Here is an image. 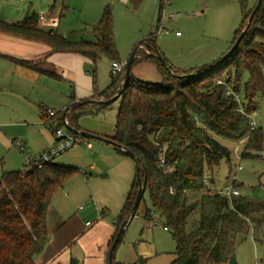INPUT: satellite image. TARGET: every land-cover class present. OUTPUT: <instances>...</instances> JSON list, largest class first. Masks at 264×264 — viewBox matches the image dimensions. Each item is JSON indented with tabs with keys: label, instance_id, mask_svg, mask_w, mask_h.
I'll use <instances>...</instances> for the list:
<instances>
[{
	"label": "trees",
	"instance_id": "obj_1",
	"mask_svg": "<svg viewBox=\"0 0 264 264\" xmlns=\"http://www.w3.org/2000/svg\"><path fill=\"white\" fill-rule=\"evenodd\" d=\"M242 7L247 10L248 0H242ZM253 9L247 14L248 22ZM37 22L38 15L34 13L20 24L0 20V34L44 43L54 52L81 54L94 63L101 55L120 62L109 6L91 29L96 42H71L55 30L38 28ZM244 27L243 20L235 42ZM245 29L238 47L219 64L222 58L190 71L177 70L169 64L177 76L153 56L158 47L156 33H152L139 45L149 51L143 54L142 61L156 65L160 82L141 81L131 70L118 99L111 139L135 154L138 169L119 215L118 231L131 213L140 180L145 181L140 203H144V219L151 221L153 214L163 219L176 244L171 264H228L239 241L250 234L264 245V200L241 191L228 198L221 193L223 189L215 188L216 170L222 162L230 164L232 160V151L220 138L243 144L242 158H257L250 152L264 150L263 129H251L252 115L264 99V43L259 41L264 39V0ZM17 62L43 71L38 63ZM121 77H114L101 95L107 99L116 95ZM230 89L231 94H227ZM237 95L243 98L238 101ZM111 104L99 105L98 110ZM89 113L93 111L79 105L69 113L68 122L78 129V119ZM121 148L118 151L124 153ZM78 173L77 167L49 163L41 167L26 165L23 170L2 174L0 264H35L50 241L47 215L53 198ZM228 185L240 190L235 181ZM197 213L195 224L192 217ZM70 264L80 263L71 259Z\"/></svg>",
	"mask_w": 264,
	"mask_h": 264
},
{
	"label": "crops",
	"instance_id": "obj_2",
	"mask_svg": "<svg viewBox=\"0 0 264 264\" xmlns=\"http://www.w3.org/2000/svg\"><path fill=\"white\" fill-rule=\"evenodd\" d=\"M20 1L24 2L25 0ZM122 1L138 11L142 9L146 0ZM55 7H52L47 14H39L29 8L24 19L28 14H37L38 28L45 31L55 30L62 35L58 31L60 17L65 15L64 12L68 10V7L63 5L59 13ZM102 7L100 6L96 10L88 24L95 26L101 20L106 8ZM40 17L45 19L43 25L39 23ZM24 19L20 22L11 23L0 18V20L10 24H20ZM62 36L71 42L80 41V39H70L66 34ZM177 37H180V35H177ZM17 61L38 63L43 71L28 68ZM92 65H96V63L81 54L54 52L50 46L44 43L18 36L0 34V174L23 170L27 165V155L34 158L55 145L56 137L53 130L48 125L40 122L42 118H40L41 110L44 107L61 112L68 109L76 111L80 105L86 110L93 111V113L84 114L78 119L77 130L107 139L113 137L114 126H110L111 128L101 127L100 125L89 124L86 121L88 116L98 115L104 109L98 110L99 105L84 103L94 100H108L101 93L114 80V77L110 75L109 82L101 84L97 78V67L95 69ZM170 65L172 66V64ZM117 101L119 102V100ZM256 114L257 112L254 113V116ZM17 139H20V141H16ZM17 142L24 148L23 151L16 145ZM98 142L102 143V141ZM103 143L113 146L110 143ZM104 146L98 143L92 147L89 144L87 147V149H90L89 152L78 150L72 154L71 160L73 163L78 165V163L84 161L83 167H77L80 173L70 178L53 198L47 215L50 241L45 250L39 255L40 257L35 260V264H70L71 259L77 260L80 264H109V254L118 233V219L125 201L120 206L116 204L114 211L107 207H105V210H101L95 203V190L89 184L99 178L107 179L112 175L119 177L125 171L123 165L129 164L125 160L131 157L125 152H119L116 146H113V149L119 155L111 151L112 147ZM84 187L90 189L92 205L85 213L70 212L66 203L69 198L76 197L84 200L88 198L84 195ZM143 214L144 210L140 212L138 209L134 219L126 228L113 252V264H144L165 254L162 243L164 238L162 236L170 233L169 229H166L163 219L158 214L156 220L153 221L152 219V226H150L151 221L145 220ZM137 217L142 218L145 223L143 230L140 232L141 239L135 243L126 239L124 247L121 248L120 243L124 235ZM157 225H160V227ZM76 246L78 247L77 250L80 251L79 253L76 250L73 252V248L76 249ZM174 253L175 251L170 255V264L175 258Z\"/></svg>",
	"mask_w": 264,
	"mask_h": 264
},
{
	"label": "rangeland",
	"instance_id": "obj_3",
	"mask_svg": "<svg viewBox=\"0 0 264 264\" xmlns=\"http://www.w3.org/2000/svg\"><path fill=\"white\" fill-rule=\"evenodd\" d=\"M256 3L257 0H248V8L243 11L242 0H173L169 3H167V0H146L142 9L137 11L127 6L122 0H25L24 2L20 0H0V18L16 23L24 19L29 8L33 12L47 14L52 7L56 6L55 8L59 13L64 5L68 7V10L64 12L65 15L60 17L59 33L66 34L70 39L81 40V38H84L87 41L96 42L97 39L91 32L94 25L92 26L88 22L100 6H103L102 8L109 6L114 18V38L121 63L126 64L139 43L149 39L152 33H157L158 29L161 28L162 34L156 36V45L163 57L169 64L181 71H190L218 61L227 55L234 45L236 34L241 28L243 20L245 30L248 23L247 14L255 8ZM171 15H174L173 20L170 19ZM166 31L169 33L166 34ZM177 32L180 33V37H177ZM259 41L264 43V39ZM147 51L145 46L139 48L132 73L141 81L159 83L161 77L156 66L150 62L142 61L143 54H149ZM111 64L112 61L103 55L100 56L96 65H92L95 69L97 67V78L101 84L109 82ZM247 75L246 73L244 79H247ZM122 77L120 85L123 83ZM230 91L232 92L231 89ZM236 97L238 101L243 98L242 95ZM118 106L119 102L115 101L108 108L99 112L98 115L88 116L87 123L100 125L101 127L106 126L107 128H111L110 126L115 127ZM252 116L253 122L259 127L261 125L264 131V99L260 101L256 116L254 114ZM40 122L43 123L42 118ZM16 141H20V139ZM220 141L232 151V160L230 164L222 162L216 170L215 188L221 190L226 184L235 181L240 186V191L243 194L264 200V150L259 153L260 155L255 151L250 152L254 157L258 156L257 158H242L243 144H235L223 138H220ZM98 143L101 146L105 145L104 147H112L111 151L119 155L113 149V146L86 139L85 144H80L67 151L56 158L53 163L55 165L83 167L84 161L78 163V165L73 163L71 160L72 154L78 150L89 152L88 145L94 147ZM125 161H128L129 164L123 165L125 171L119 177L112 175L107 179L99 178L93 183H90V180L88 181L89 186L95 190V203L99 209L105 210V207H107L114 211L116 204L120 206L125 201V196L134 178L138 175L135 160L131 157ZM1 176L2 174H0ZM83 189L85 191L84 195L88 198L86 200L76 197L69 198L66 203L70 212L85 213L92 205L89 187ZM145 199L148 201L147 193ZM147 203L150 205L149 201ZM118 208L117 210H119ZM144 208V203H142L139 208L140 212ZM198 219L199 213L192 217V223L196 224ZM144 226L145 223L142 218H135L124 235L120 247H124L126 239L133 243L140 240V232ZM157 226L160 227V225ZM162 237L164 242L159 240L163 243L165 254L144 264H170V255L175 251L176 244L171 233H166ZM77 248V246L76 249L73 248V252L76 250L79 253L80 251ZM235 257L239 264H262L264 261V245L254 241L251 234L247 235L246 238L239 241Z\"/></svg>",
	"mask_w": 264,
	"mask_h": 264
},
{
	"label": "built area",
	"instance_id": "obj_4",
	"mask_svg": "<svg viewBox=\"0 0 264 264\" xmlns=\"http://www.w3.org/2000/svg\"><path fill=\"white\" fill-rule=\"evenodd\" d=\"M173 0H167V3L172 2ZM174 15L170 16V19L173 20ZM39 23L43 25L45 23V19L43 17L39 18ZM55 25V23H53ZM169 32L166 31V34ZM162 34L161 28L158 29L156 36ZM177 35H180L178 32ZM141 47V46H140ZM149 52V51H147ZM125 73V64L120 62H113L111 65V75L113 77H116L118 75H124ZM221 83V81H219ZM227 94H231V91H228ZM242 111V109H240ZM70 109L66 111H56L52 108L44 107L41 110V117L44 124L48 125L52 130L56 137V143L55 145L45 151L44 153L32 158L31 156H26V163L27 165L35 164L38 167H41L45 164L53 163V161L58 158L59 156L63 155L67 151H70L74 147L85 144V140H83L80 136L74 134L70 130L67 129L66 125H69L68 122V115L70 113ZM257 128L256 124L254 122L251 123V129L255 130ZM16 145L20 148L21 151L24 150L23 147L20 146V143L17 142ZM241 169V168H239ZM221 193L226 195L228 198H231L233 196L240 195V191L236 188H234L232 185H226L223 190H221ZM158 216L156 214H153V221L156 220ZM153 221L151 220L150 226H152ZM90 225V223H88ZM166 229H168L166 227ZM259 264V263H256ZM264 264V261L263 263Z\"/></svg>",
	"mask_w": 264,
	"mask_h": 264
},
{
	"label": "water",
	"instance_id": "obj_5",
	"mask_svg": "<svg viewBox=\"0 0 264 264\" xmlns=\"http://www.w3.org/2000/svg\"><path fill=\"white\" fill-rule=\"evenodd\" d=\"M261 3H262V0H258L256 6L253 9V12H252V14L250 16V19H249V22H248V26H249L251 20L253 19L254 15L256 14L258 9L260 8ZM246 32H247V29L243 30V32L238 37V39L234 43V45L231 48V50L220 61H218V64L220 62H222L223 60H225L238 47V45L240 44L241 40L245 36ZM139 48H140V45H138L136 47V49L134 50L130 60L125 64V73H124V75L122 77L123 78V83L120 85V88H119L118 92L116 93V95H114V97H112V98H110L108 100H100V101L94 100V101H89V102L84 103V104L108 105V104H111V103H113V102H115V101H117L119 99L120 95L123 92V89L125 88L127 82L129 81V75H130V72L132 70L133 63H134V61L136 59V55L138 54ZM153 56L163 65L164 68H166L173 75L177 76L176 74H174L172 72V70L170 69L169 63L162 56V54L160 53L159 50H157L156 53ZM211 67H213V66H211ZM84 104H82V105H84ZM70 110H72V109H70ZM66 127H67L68 130H70L74 134H76L78 136H81V137H83L85 139L98 140V141L110 143L113 146L121 148L116 142H114L111 139H107L105 137H101V136H98V135H95V134H92V133H88V132H85V131H79V130L75 129L74 127H72L70 124L66 125ZM121 149L128 156L132 157L135 160V162L137 161V158H136V156H135V154L133 152H131V151L125 149V148H121ZM145 184H146L145 181H141L140 180V188L138 190V193H137V196H136V199H135V203L133 205L131 213H130L129 217L126 219V221H124L123 224L121 225V227H120V229H119V231H118V233L116 235V238L114 240V243H113V245L111 247V251H110V254H109V264H113V252H114L116 246L118 245V243L120 242L122 235L125 233L126 228L132 222V220L134 219V217H135V215H136V213L138 211V208L140 206L141 200H142V198L144 196V193H145ZM228 264H239V263H238L236 257L234 256V257H232L230 259Z\"/></svg>",
	"mask_w": 264,
	"mask_h": 264
}]
</instances>
